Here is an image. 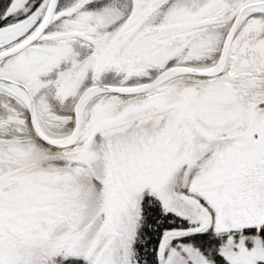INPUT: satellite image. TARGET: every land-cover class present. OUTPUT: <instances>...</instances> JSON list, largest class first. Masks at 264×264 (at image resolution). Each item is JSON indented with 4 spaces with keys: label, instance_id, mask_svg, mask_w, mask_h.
<instances>
[{
    "label": "flooded vegetation",
    "instance_id": "flooded-vegetation-1",
    "mask_svg": "<svg viewBox=\"0 0 264 264\" xmlns=\"http://www.w3.org/2000/svg\"><path fill=\"white\" fill-rule=\"evenodd\" d=\"M49 3L0 14V231L33 229L82 182H107L160 209L181 191L202 230L259 237L247 202L264 184V14L241 12L264 0Z\"/></svg>",
    "mask_w": 264,
    "mask_h": 264
},
{
    "label": "rangeland",
    "instance_id": "rangeland-1",
    "mask_svg": "<svg viewBox=\"0 0 264 264\" xmlns=\"http://www.w3.org/2000/svg\"><path fill=\"white\" fill-rule=\"evenodd\" d=\"M26 1L0 0V14H5L6 10L17 4L18 12L23 13L26 11ZM111 13L107 11L106 15ZM16 140L15 136L11 138L13 142ZM29 146L26 144L20 148L29 149ZM35 146L45 154L52 152L40 144ZM3 150L7 152L9 149L3 146ZM57 156L59 154L55 153L53 159ZM206 163H203V167H207ZM82 184L75 205L69 207L63 204L56 213H50L57 215L36 221L39 226L33 229L21 226L19 229L13 228V232L0 231V264H62L70 259L83 264H135V248L141 241L149 208L160 209L152 203L150 192L144 190L135 204H129L124 195L113 192L107 182L101 186ZM180 194L181 191H175L164 195L167 200L160 209L162 214H172L186 221L188 230L199 233L209 229L219 233L224 228L210 221L207 228L202 230L204 222L197 221L200 210L184 203ZM144 195L148 198L146 205L141 202ZM128 197L134 200L133 191L129 192ZM174 236L175 232L164 234L157 252L158 264H219L192 245L176 243ZM219 258L220 264L264 263V242L254 235L227 236L219 249Z\"/></svg>",
    "mask_w": 264,
    "mask_h": 264
},
{
    "label": "trees",
    "instance_id": "trees-1",
    "mask_svg": "<svg viewBox=\"0 0 264 264\" xmlns=\"http://www.w3.org/2000/svg\"><path fill=\"white\" fill-rule=\"evenodd\" d=\"M188 223L180 220L172 214H162L160 209L149 208V216L143 227L142 238L135 248V264H158L157 252L165 233L168 231L188 230ZM250 234V233H246ZM221 235V234H220ZM218 235L214 231H207L189 235L183 238L180 243L190 244L197 248L202 254L208 256L214 263L218 261L219 249L226 240V235ZM260 239L264 242V229L259 234ZM62 264H83L76 259H70ZM264 264V263H261Z\"/></svg>",
    "mask_w": 264,
    "mask_h": 264
},
{
    "label": "water",
    "instance_id": "water-1",
    "mask_svg": "<svg viewBox=\"0 0 264 264\" xmlns=\"http://www.w3.org/2000/svg\"><path fill=\"white\" fill-rule=\"evenodd\" d=\"M58 0H50L49 3V12H53L56 4H57ZM249 13H261L264 14V3H256V4H252L251 6H247L243 9V11L241 12V14L245 15V14H249ZM189 71L187 70H179L177 71L175 74H184V73H188ZM193 73V72H191ZM211 74V71H203V72H197L196 74H200V75H204V74ZM174 76V74H172V72H169L168 74L162 76L161 78L158 79L157 83H161L165 80H167L168 78ZM92 96V92H88L85 93L82 98L80 99L78 108H77V114L80 113V110L82 109V107L86 104V102L88 100H90ZM144 110V108H140V107H135L133 109L130 110V112L128 113H122L120 116H118L115 120H113V126L118 125L119 123H121L125 118H128L130 115H132L133 113H138L140 111ZM106 128V127H105ZM104 129H98L97 132L102 131ZM78 132L79 129L77 128V130H75V132L73 133V135L71 136L73 138V140L77 139L78 137ZM68 139V138H67ZM49 144L51 145H55V146H70L68 143L67 145L65 144H60L56 143V142H49ZM264 183V182H263ZM262 185V186H261ZM248 198V202H247V206H248V210L250 213H252V215L258 220L260 221V223L262 225H264V184H260L259 187L252 193ZM250 204V206H249ZM251 204L253 205V208L251 206ZM262 217V218H261ZM197 230H188L185 232H175V235L178 236H187V235H191V234H195Z\"/></svg>",
    "mask_w": 264,
    "mask_h": 264
},
{
    "label": "bare ground",
    "instance_id": "bare-ground-1",
    "mask_svg": "<svg viewBox=\"0 0 264 264\" xmlns=\"http://www.w3.org/2000/svg\"><path fill=\"white\" fill-rule=\"evenodd\" d=\"M170 78H171V77H170ZM170 78H169V79H170ZM167 80H168V79H167ZM101 112H103V110H101ZM128 112H130V109L125 110L123 113H128ZM79 114H80V113L77 114L78 119H79ZM100 116H101V115H100ZM119 116H120V115H119ZM125 119H126V118H125ZM97 120H98V119H97ZM96 131H97V129H96ZM65 140H67V139H65ZM176 236H177V235H175L174 238H175ZM185 237H188V235H187V236H178V238H185ZM178 243H180V241H179ZM181 244H183V243H181ZM188 244H189V243H188ZM188 244H185V245H188ZM189 245H190V244H189Z\"/></svg>",
    "mask_w": 264,
    "mask_h": 264
}]
</instances>
